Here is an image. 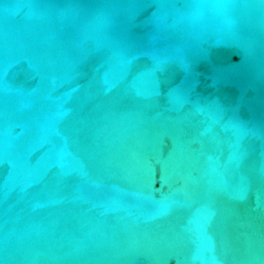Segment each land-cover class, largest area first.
I'll return each instance as SVG.
<instances>
[{"label":"water","instance_id":"1","mask_svg":"<svg viewBox=\"0 0 264 264\" xmlns=\"http://www.w3.org/2000/svg\"><path fill=\"white\" fill-rule=\"evenodd\" d=\"M0 264H264V0H0Z\"/></svg>","mask_w":264,"mask_h":264}]
</instances>
